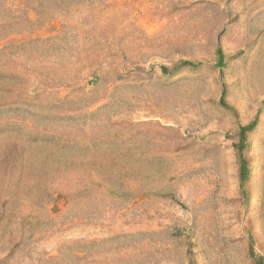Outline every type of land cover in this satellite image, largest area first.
Segmentation results:
<instances>
[{
	"label": "rangeland",
	"instance_id": "1",
	"mask_svg": "<svg viewBox=\"0 0 264 264\" xmlns=\"http://www.w3.org/2000/svg\"><path fill=\"white\" fill-rule=\"evenodd\" d=\"M12 13L0 68L22 79L3 92L32 109L0 128V264H254L251 243L264 256V0H0V21ZM257 114L243 194L236 144ZM54 135L96 143L102 165L25 154Z\"/></svg>",
	"mask_w": 264,
	"mask_h": 264
},
{
	"label": "trees",
	"instance_id": "2",
	"mask_svg": "<svg viewBox=\"0 0 264 264\" xmlns=\"http://www.w3.org/2000/svg\"><path fill=\"white\" fill-rule=\"evenodd\" d=\"M34 19H26L25 21L29 24H32L34 22ZM21 21L22 20L17 14L15 13L7 14L6 18L0 21V41L3 38L18 33L19 31H17V28H19L20 25L23 23ZM28 38L34 41L35 43V38L29 36ZM15 41L17 40L13 39V42ZM216 52L218 55V65L220 67L225 66L226 62H225V55L223 48L219 46ZM7 54L8 53L6 49L0 48V58L6 57ZM183 63L186 65H196V66L199 65L191 61H183ZM4 64L7 65L8 63H4ZM184 64H182V66H184ZM0 66L4 67L3 65ZM164 70L167 69L164 67ZM21 79H22L21 74L15 71L6 72L5 70H2L0 68V128L5 125L25 126L28 123L27 122L28 118L25 117L26 115H22V111L23 109L31 110L32 109L31 104L14 101V99H8L5 97L6 93L3 92L4 89H6L5 85H10L12 89L17 91L16 84L19 82V80L21 81ZM226 92H227V88L226 85L223 83L220 103L227 108H231L228 102L226 101ZM9 105H14L15 107L9 109ZM107 105L108 104L104 105L103 107L106 108L105 106ZM104 108L101 107L100 109H104ZM100 109H98V111H100ZM94 112L95 111L91 113ZM75 117H76L75 115H69L68 119L70 121H73ZM258 122H259V115L257 114L252 121H250L246 125L240 126L239 129V141L236 144V148L240 160L239 186L243 194H246L245 186H246V182L250 177V165L246 157L245 151L249 146V134L255 130L256 126L258 125ZM6 138L7 137L5 135H0V142H2L3 140L5 141ZM17 138L19 139V136H17ZM84 139L85 137H80L77 135L68 136V137L67 136L64 137L62 135H54L53 142L37 141L36 143L31 144L34 145L35 147H33L32 149L25 150L26 151L25 154L29 157L32 155H35V157L37 158L40 157L42 159H38V161L40 162L44 161L45 166H50V167L53 166L57 168L63 166L66 167V165L72 167H76V166L80 167L83 164V162L86 163L89 162L88 158L89 159L92 158V161L90 162L92 163L93 167L97 169L102 165V163L100 165V163L98 162V156H97V154L99 153L98 145L96 143H90ZM90 145L94 147L95 149L94 151L92 150V147ZM0 150H1V146H0ZM119 164H120L119 161L108 162V165H110L107 167V173L108 172L110 173L109 175L110 187H108V191H112L114 187L119 185L121 182L122 179L121 176L116 175L114 173L115 167L118 166ZM132 166L133 169H138L134 165ZM129 170H131L130 166H129ZM250 256L253 259L254 264H264V256L258 255L254 251V247L252 243L250 244Z\"/></svg>",
	"mask_w": 264,
	"mask_h": 264
}]
</instances>
